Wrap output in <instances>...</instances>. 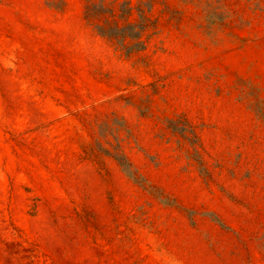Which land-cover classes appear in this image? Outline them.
<instances>
[{"label": "rangeland", "instance_id": "1", "mask_svg": "<svg viewBox=\"0 0 264 264\" xmlns=\"http://www.w3.org/2000/svg\"><path fill=\"white\" fill-rule=\"evenodd\" d=\"M85 1L0 0V264H264V0Z\"/></svg>", "mask_w": 264, "mask_h": 264}, {"label": "trees", "instance_id": "2", "mask_svg": "<svg viewBox=\"0 0 264 264\" xmlns=\"http://www.w3.org/2000/svg\"><path fill=\"white\" fill-rule=\"evenodd\" d=\"M155 0H86L84 18L92 30L115 51L125 57L144 52L148 41L156 33L157 20L153 16ZM172 132H180L171 128ZM105 155L113 157L129 177L135 178L126 155L119 150Z\"/></svg>", "mask_w": 264, "mask_h": 264}]
</instances>
